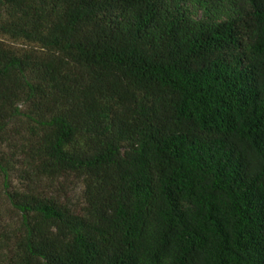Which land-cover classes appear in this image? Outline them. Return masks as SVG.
<instances>
[{
  "label": "trees",
  "instance_id": "16d2710c",
  "mask_svg": "<svg viewBox=\"0 0 264 264\" xmlns=\"http://www.w3.org/2000/svg\"><path fill=\"white\" fill-rule=\"evenodd\" d=\"M0 264H264V0H0Z\"/></svg>",
  "mask_w": 264,
  "mask_h": 264
}]
</instances>
